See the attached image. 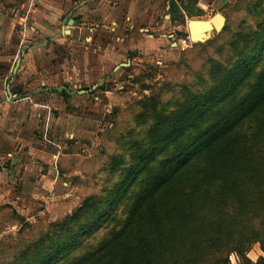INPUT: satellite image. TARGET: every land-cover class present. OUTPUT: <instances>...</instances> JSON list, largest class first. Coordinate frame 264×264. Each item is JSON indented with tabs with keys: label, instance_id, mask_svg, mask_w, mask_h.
<instances>
[{
	"label": "rangeland",
	"instance_id": "rangeland-1",
	"mask_svg": "<svg viewBox=\"0 0 264 264\" xmlns=\"http://www.w3.org/2000/svg\"><path fill=\"white\" fill-rule=\"evenodd\" d=\"M177 1L181 2L187 19H177L175 15L178 12L174 10L173 21L168 18L169 14L172 16V11H164L168 1L154 0L157 5L159 3L160 15L153 22L154 30L151 35L154 39L160 38L161 35L171 36L166 39L164 46L157 50L158 54L150 58L145 56L144 49L132 50L123 62L127 65L120 67L121 72L120 68L118 69L120 76L101 85L103 90L104 87L111 89V102L101 98L102 93H93L94 98L101 99V106L107 107L97 108V112H90L88 108L77 111L76 116L79 118L75 119V123L81 126L75 128V133H81L80 131L87 127L89 137L87 136L86 141L90 147L85 150L78 144L75 146L76 150L74 148L77 154L74 165L80 173L77 171L70 175L74 177L73 202L69 201L66 205L56 203L53 207H47L46 211L44 207L33 204L30 215H27V212L24 214L29 218L26 224L21 223L22 219L18 220L19 215H12L8 211L0 214V264L72 263L75 257L82 255L78 247L85 240V236L100 226L112 227L111 220L118 217L123 207L129 204V197L123 199L120 194L127 187L137 184L136 165L154 164L156 153L151 150V142L154 140L164 144L168 130L180 125V121H174L162 129H155V134L150 133L152 130L148 129L156 123L154 116L168 117L170 113L180 111L185 101L188 102L187 112L191 116L204 112L209 100H219L224 94L241 96L247 92L245 90L248 87L246 88L245 84L250 78L244 77L241 70H257L264 56V0H185L184 3L183 0ZM189 14L192 17H189ZM215 14L222 15L225 23L219 33L211 32L209 42L175 46L179 39L188 36V21H208ZM150 19L148 17L146 20ZM143 26L148 27L147 24ZM175 27L177 29H174ZM73 37L86 45H96L99 39L98 36L78 32L77 38L75 35ZM73 37L69 39L72 40ZM250 37L252 40L248 43ZM116 38H119V35L113 33L109 38L110 43H116ZM260 45L261 49L255 53V49ZM74 51L81 53V60L98 52L86 48ZM164 51L168 54V59L162 55ZM67 52L66 50L64 53V59L71 58ZM71 66L72 64L68 68L71 69ZM237 81L239 84H236ZM62 84L66 87H60L69 92L86 89L83 85L78 87V82L71 80H65ZM90 101L91 99L88 100ZM74 114L75 112L71 115ZM65 115L62 112L60 117L58 111L53 110L46 116L48 137H51L49 131H52L48 124H54L58 117L62 120L60 123L65 126ZM84 116H87L90 122ZM209 121L210 117H202L198 120V126L205 127ZM78 140L83 141V138ZM143 148L145 149L142 150ZM169 149H172L171 145ZM140 155L147 156L148 159L141 160ZM62 167L65 172L69 170V164L66 162ZM121 183L122 187L116 190V185ZM86 197L96 198L99 203H85L84 208L90 213L87 223H90L91 228L88 234L80 235L75 228H71L73 223L70 218ZM88 248L90 249L91 245H88ZM250 257H253L252 253Z\"/></svg>",
	"mask_w": 264,
	"mask_h": 264
},
{
	"label": "trees",
	"instance_id": "trees-1",
	"mask_svg": "<svg viewBox=\"0 0 264 264\" xmlns=\"http://www.w3.org/2000/svg\"><path fill=\"white\" fill-rule=\"evenodd\" d=\"M241 72L250 78L243 95L209 100L191 116L185 101L180 111L153 117L150 133L180 125L168 130L164 144L151 142L154 164L136 165L138 182L120 194L129 204L112 227L88 234L84 205L99 201L86 197L79 205L71 228L88 235L78 247L82 255L69 264H231V258L264 264V56L257 70ZM60 95L71 93L65 88ZM202 117H210L205 127L198 126ZM255 246L261 256L253 263L248 254Z\"/></svg>",
	"mask_w": 264,
	"mask_h": 264
},
{
	"label": "crops",
	"instance_id": "crops-1",
	"mask_svg": "<svg viewBox=\"0 0 264 264\" xmlns=\"http://www.w3.org/2000/svg\"><path fill=\"white\" fill-rule=\"evenodd\" d=\"M167 1L164 11H172L168 18L187 19L181 2ZM174 10L178 12L175 16ZM159 15V3L154 0H0V214L19 215L18 220L26 224L29 218L24 214L30 215L33 204L46 211L56 203L73 202L74 177L70 175L78 171L74 148L78 144L85 150L90 147L87 127L75 133L81 126L75 123L77 111L88 108L97 112V108L107 107L93 93L100 92L101 98L111 102V89L103 90L101 85L120 76V67L127 65L123 62L132 50L144 49L150 58L158 54L171 38L151 35ZM148 17L151 19L146 20ZM77 32L99 39L96 45L82 44L74 40ZM113 33L119 35L116 43L109 41ZM179 40L176 47L183 46ZM85 48L98 52L81 60V53L74 50ZM66 50L71 58L64 59ZM162 55L169 57L165 51ZM65 80L86 89L64 98L60 91L65 88L60 85ZM53 110L60 117L62 112L68 113L67 122L63 126L57 117L54 124H48L52 128L48 137L46 116ZM64 162L69 164L67 172ZM259 256L256 246L248 254L253 263ZM231 264H237L233 258Z\"/></svg>",
	"mask_w": 264,
	"mask_h": 264
},
{
	"label": "water",
	"instance_id": "water-1",
	"mask_svg": "<svg viewBox=\"0 0 264 264\" xmlns=\"http://www.w3.org/2000/svg\"><path fill=\"white\" fill-rule=\"evenodd\" d=\"M71 23H72V21L70 20L69 25ZM194 23H197V21H188L186 24L187 35H188V38H189L191 45L192 44H204L205 42H207L210 39L211 32L219 33L223 29L225 19L222 15L215 14L210 19V23H211L212 27H210L209 30L205 31L200 38L193 36V34H192V24H194ZM201 23L206 24L208 22H201Z\"/></svg>",
	"mask_w": 264,
	"mask_h": 264
},
{
	"label": "bare ground",
	"instance_id": "bare-ground-1",
	"mask_svg": "<svg viewBox=\"0 0 264 264\" xmlns=\"http://www.w3.org/2000/svg\"><path fill=\"white\" fill-rule=\"evenodd\" d=\"M192 21H197V20H192ZM201 22H208V23L204 24ZM210 27H212L210 20H208V21H197V23L192 24V34H193V36L200 38L205 31L210 29Z\"/></svg>",
	"mask_w": 264,
	"mask_h": 264
},
{
	"label": "built area",
	"instance_id": "built-area-1",
	"mask_svg": "<svg viewBox=\"0 0 264 264\" xmlns=\"http://www.w3.org/2000/svg\"><path fill=\"white\" fill-rule=\"evenodd\" d=\"M182 45H191L188 36L179 40Z\"/></svg>",
	"mask_w": 264,
	"mask_h": 264
}]
</instances>
